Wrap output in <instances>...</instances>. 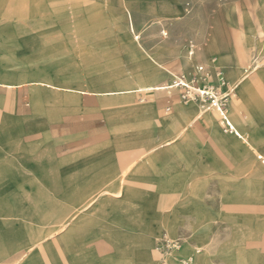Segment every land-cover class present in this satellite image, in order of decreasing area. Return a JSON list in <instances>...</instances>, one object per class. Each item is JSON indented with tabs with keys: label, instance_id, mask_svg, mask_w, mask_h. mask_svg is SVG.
<instances>
[{
	"label": "crops",
	"instance_id": "1",
	"mask_svg": "<svg viewBox=\"0 0 264 264\" xmlns=\"http://www.w3.org/2000/svg\"><path fill=\"white\" fill-rule=\"evenodd\" d=\"M69 1L0 0V58L5 51L12 53L15 70L0 71V264H156L152 251L158 236L160 245L166 239H185L188 250L210 242L208 247L217 254L219 264H264V236L247 233L244 225L248 219L241 214L251 207L260 208L264 193L263 104L256 100L264 65L258 59L251 67H256L254 74L262 70L250 80L235 81L234 71L227 75L231 84L238 83V99H232L228 111L229 123L238 136L224 134L221 128L226 124L220 120V128L214 112L201 110L196 118L197 108L191 104L190 108L179 106L176 114L168 117L176 127L190 125L193 119L190 139L175 140L174 146L166 149L162 144L152 145L149 139L142 140V151L123 152L104 149L98 140L72 143L71 139L46 140L48 135L23 143L26 119L13 112L20 102L14 107L5 105V89H19L28 82L32 89L40 86L131 98L140 92H164L171 84L164 78L176 77L147 51L143 39L138 45L132 40L138 41V35L143 38L139 14L179 18L182 12L177 0L154 5L151 0H77L79 10L75 4L67 5ZM71 12L90 14L78 22L82 42L92 47L114 43L117 48H138L157 66L156 74L148 83L114 86L103 92L68 88L44 79L53 66L47 61L55 58L59 48L52 45V27L65 30ZM161 20L154 21L163 24ZM100 28L110 30L99 35ZM61 33L58 35H66ZM19 50H27L20 60L14 58ZM190 51L195 54L193 43ZM194 59L188 53L182 57V66L190 67ZM36 60L46 64L33 66ZM231 61L238 65V60ZM29 66L33 69L26 80L16 82L18 70L25 73ZM52 70L55 77L67 72L56 66ZM34 97L32 93L33 107L38 109ZM150 107L154 109L156 103ZM197 132L206 133L212 150L200 153L193 140ZM245 175L247 180L240 182ZM253 197L254 201H247ZM215 228L221 229L222 235L212 240ZM176 256L187 257L182 250Z\"/></svg>",
	"mask_w": 264,
	"mask_h": 264
},
{
	"label": "rangeland",
	"instance_id": "2",
	"mask_svg": "<svg viewBox=\"0 0 264 264\" xmlns=\"http://www.w3.org/2000/svg\"><path fill=\"white\" fill-rule=\"evenodd\" d=\"M158 1L160 3L164 1L172 3L175 0H151L150 4L154 5ZM78 2L72 0L67 5L74 6L75 4L79 10L81 7ZM175 2L181 7L182 15L179 18L164 17L153 12L147 17L139 14L138 23L143 38L138 35L137 37L140 39L137 41V38H133L132 41L138 45L143 39L147 51L152 53L166 69L173 72L176 75L175 78H184L192 88L214 92L221 100L223 109L229 111L232 99L237 101L239 95L236 90L238 83L231 84V78L227 76L228 72L234 71L236 73L237 79L235 81L246 77V80H250L262 68L255 74L253 71L255 66L248 73H244V69L252 66L257 59L261 66L264 65V48L262 46L264 33L261 34L264 31V0H177ZM86 12L88 13V9ZM71 13L73 14L71 17L67 16L69 25L65 30L56 26L52 27L54 29V41L51 42L52 45L59 46V48L57 47L55 58L52 61H47L53 65L50 67L56 66L58 70L66 69L67 72L62 77H55L54 70L51 68L50 73L46 74L47 77H43L44 79L68 88L103 92L113 90L114 86L129 88L138 83H148V78L156 74L157 66L150 63L138 48L135 50L117 48L114 43L107 45L99 43V45L92 47L82 42L78 36L81 32L78 28L80 27L78 22L84 20L85 15L88 18L90 14H85V12ZM157 18L162 19L163 24L154 21ZM145 21L148 23L147 25ZM107 30L110 29L103 30L100 28L99 35H105ZM163 30H166L167 33L162 32ZM61 32H65L66 35H58ZM248 39L251 40L250 43L246 42ZM111 40L114 41V38ZM190 43L194 44L195 54L192 57L195 59L190 67L184 68L182 57L191 52ZM43 46L47 45H41V48ZM25 48L27 47L25 46ZM25 52L27 50L16 51L17 57L14 56V58L20 60ZM206 52L207 59L205 58ZM4 55L3 58H0V71L14 72L12 53L5 51ZM232 58L238 60L237 66L232 65ZM32 64L34 66L46 64V62L36 60ZM33 66L27 67L25 73L18 70L19 72L15 74L17 75L15 81H25L28 76L27 73L32 72L33 68L31 67ZM196 66L205 68V71L201 72L202 75L199 76L193 71ZM219 73H225V76L221 75L220 77ZM218 76L225 78L226 86L223 88L216 80ZM175 78L170 76L164 80L167 83H173ZM19 86V89H5L3 100L8 108L17 106V103L20 102L19 108L16 110L14 108L13 112H16L18 116H24L26 119L25 124L27 125H24L23 129L24 144L29 141L27 139L34 141L47 138L48 135L46 140L71 139L72 143L74 140H86L87 143L98 140L100 141L99 144L104 145V149L107 148L113 152L115 148L117 152L132 151L133 149L134 151H142V148H145V146H141L143 139L152 140V145L162 144L166 149L168 147L165 146H174L175 140L190 139L189 136L192 133L190 125L193 120L191 119L190 125L185 124L184 127H176L168 117L176 114L179 106L190 108L189 105L193 104L198 111L196 113L197 118L201 110H204L202 108L211 104L209 98H201L198 93L193 91L189 95L190 98L183 100L182 96L185 89L181 87L161 93L140 92L131 98H127L125 96H102L94 94V92L82 95L46 89L40 86L32 89L28 82ZM256 91L260 96L256 100L261 102V105L263 104L262 116H264L263 79L256 87ZM32 93L35 96L34 100L38 102L37 107H40L38 109L33 107ZM152 103H156L154 109L150 107ZM250 103L254 105V99H251ZM169 108L171 109L168 111ZM175 108L176 110H174ZM198 120V122L203 123L202 118ZM218 124L221 128L219 116ZM32 126L34 130L31 129ZM221 130L224 134H228L225 133L224 127ZM205 134V132H197L193 137L195 147L200 150V153L212 150L207 146ZM175 135L178 136L175 138ZM260 145L264 146V140L260 141ZM159 149L160 147L157 150ZM246 180L245 175L239 181L245 182ZM250 181L252 184L254 183L253 179ZM233 182L231 180L232 184ZM254 197L247 201H254ZM262 199L260 208L251 207V209L247 207L248 209L241 213L248 219L244 225L245 230L252 235L260 232L264 236V193ZM218 235L221 237V229L215 228L212 240ZM156 240L152 251V254L157 257L156 264H182V261L190 258L194 259V264H219L218 258H216L217 254L208 247L210 242L199 243L196 246H191V249L188 250L186 249L189 247L187 246L188 242L185 239H182L184 243L180 240L182 253L187 257L178 259L176 255L181 250L163 254L158 250L161 246L158 244L161 237H156ZM196 251H200V254H196ZM191 254L195 255L192 256Z\"/></svg>",
	"mask_w": 264,
	"mask_h": 264
},
{
	"label": "built area",
	"instance_id": "3",
	"mask_svg": "<svg viewBox=\"0 0 264 264\" xmlns=\"http://www.w3.org/2000/svg\"><path fill=\"white\" fill-rule=\"evenodd\" d=\"M201 72H204V67H201ZM252 71V67L249 66L247 67V69L245 70V73H248V72H251ZM221 75H223V73H219V76L221 77ZM193 76V75H192ZM218 76V78H219ZM192 78V77H191ZM220 79V82L222 84V88L224 86H226V82L224 81L225 78H219ZM178 87H181V88H184L185 89V93L183 94L182 98L183 100H186L189 97V95L191 94V91L195 92L196 94L198 93V95L201 96V98L203 97L204 99L205 98H209L211 100V104H215V100L218 96L215 95L214 92H210V93H213V94H202V93H199V92H196L194 91V88L192 87H188L185 85L184 82H186L184 80V78H178ZM188 80V78H187ZM184 81V82H183ZM206 91V90H204ZM209 92V91H207ZM221 101V100H220ZM223 104L220 103V108L218 107L219 111L222 113L221 109H223ZM224 131L225 133H228V134H232L234 132V128L232 125L230 124H227V126H225L224 128ZM182 248V242L180 240H171V239H166L162 242L161 246L159 247V251L163 254H167V253H171V251H174V252H177L179 250H181ZM196 254H200V251H196ZM182 264H194V259L193 258H190V259H187V260H184L181 262Z\"/></svg>",
	"mask_w": 264,
	"mask_h": 264
},
{
	"label": "bare ground",
	"instance_id": "4",
	"mask_svg": "<svg viewBox=\"0 0 264 264\" xmlns=\"http://www.w3.org/2000/svg\"><path fill=\"white\" fill-rule=\"evenodd\" d=\"M189 54H190V57H192L194 55L192 52H190ZM200 70H201V67L200 66H196L193 69V71H195L199 76L203 74V73H201ZM217 80H218L217 82L220 84V86H222V84L220 82V79L218 77H217ZM177 83H178V80H175L173 83H171V84L168 85V88H166L165 91H169V90H173V89L177 88L178 87V84ZM184 83H185L186 86L191 87V85L189 83H187V82H184ZM227 89H228V87H227ZM194 91L199 92V93H202V94H213V93L204 91L201 88H194ZM218 107L220 108V99L217 97L216 100H215V104L214 105L213 104H210V105H207V106L203 107L202 109H204L203 110L204 112L211 111V112L216 113L217 116H219L220 120L223 121L226 124V126H227V124H230L229 123V120H228V111H225L224 109H221V111H222V113H221L219 111ZM231 135L238 136V132L234 129V132Z\"/></svg>",
	"mask_w": 264,
	"mask_h": 264
}]
</instances>
